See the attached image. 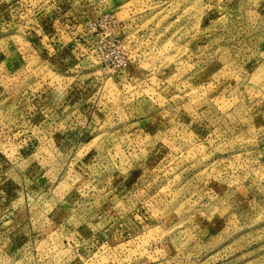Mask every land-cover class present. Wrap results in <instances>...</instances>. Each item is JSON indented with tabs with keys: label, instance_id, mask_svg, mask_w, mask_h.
<instances>
[{
	"label": "rangeland",
	"instance_id": "obj_1",
	"mask_svg": "<svg viewBox=\"0 0 264 264\" xmlns=\"http://www.w3.org/2000/svg\"><path fill=\"white\" fill-rule=\"evenodd\" d=\"M24 223L0 264H264V0H0L1 252Z\"/></svg>",
	"mask_w": 264,
	"mask_h": 264
},
{
	"label": "crops",
	"instance_id": "obj_2",
	"mask_svg": "<svg viewBox=\"0 0 264 264\" xmlns=\"http://www.w3.org/2000/svg\"><path fill=\"white\" fill-rule=\"evenodd\" d=\"M11 228H15V226L12 225ZM30 230H33V228L30 227L29 224H27V225H25V223L24 224H21L19 226V231L22 234L21 235V239L16 240L15 239V236H14V239L15 240L14 239L12 240V244H11V241H10V243H8L9 249L8 248L7 249L5 248L4 249V252H3V250H2V252L0 251V256L1 255H4L6 258H8V260H11V259L14 260V258H11V255L12 256H15L16 255L15 252L16 253L18 252V251H16V249H14V245H16L17 243H21L22 245L25 246V248L20 249V250L23 251V255L25 256V259L27 258V255H31V251L29 252V251H27V249H28V246L31 245V243L33 242V238H35V237L31 236L33 233ZM15 241H17V242H15ZM21 244H19V245H21ZM4 246H5V243H4Z\"/></svg>",
	"mask_w": 264,
	"mask_h": 264
}]
</instances>
